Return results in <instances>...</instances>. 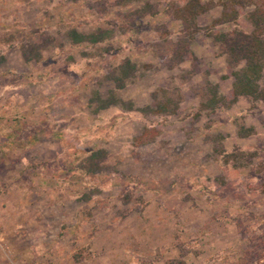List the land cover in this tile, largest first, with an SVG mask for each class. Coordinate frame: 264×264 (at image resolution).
<instances>
[{
    "label": "rangeland",
    "instance_id": "obj_1",
    "mask_svg": "<svg viewBox=\"0 0 264 264\" xmlns=\"http://www.w3.org/2000/svg\"><path fill=\"white\" fill-rule=\"evenodd\" d=\"M190 1L0 0V131L23 130L0 155L15 184L0 264H264L248 260L264 253V92L230 102L238 67L213 41L262 37L264 0H197L184 20ZM72 29L104 41L73 45Z\"/></svg>",
    "mask_w": 264,
    "mask_h": 264
},
{
    "label": "trees",
    "instance_id": "obj_2",
    "mask_svg": "<svg viewBox=\"0 0 264 264\" xmlns=\"http://www.w3.org/2000/svg\"><path fill=\"white\" fill-rule=\"evenodd\" d=\"M202 9V6H200V3L197 0H192L181 7L180 11L184 14L183 16L187 15L183 17L184 20H194V18L200 14L196 10L202 11ZM260 18L261 16L259 15L258 11H255L250 17L254 31L259 33L264 32V30H261V26L264 24ZM103 34L104 33L102 31H98V33H83L72 29L67 32V37L73 45H79L83 43L99 44L104 41ZM213 36V41L223 50V54H225L228 64L238 67L237 70L231 72L233 84L232 99L230 102H234L240 97H251L256 100L263 97L264 88L260 86L259 81L264 76V35L262 37L255 34L249 36L241 32L232 31L220 32L218 34H214ZM132 72L133 66L129 60H125L113 70L110 79L115 84V88L117 90H121L125 87V82L129 78V75H132ZM213 89L216 90V86L213 87ZM97 97L98 96L95 95V98ZM223 101L224 98L217 96V94L214 93L213 100L211 101L213 108L218 106ZM93 102L94 101L92 100L90 103L92 104ZM118 102L119 101L116 97V94L111 92L107 99L100 101L101 105L96 107V111L105 110ZM143 110L144 109H140V111ZM99 155L104 156V152H91L90 155L85 157L86 161H84L83 164H90V161L97 158L99 159L98 161H100L103 156L101 157ZM97 167L98 165L95 168L97 169ZM96 169L84 167L79 168L78 171L83 172L84 174H89L94 172ZM260 221L264 222V218L260 219ZM235 226L238 233L242 232L245 238H247V227L243 226L239 222H237ZM263 254L264 253L262 252L258 255L249 256L248 260L251 263L259 262L264 257Z\"/></svg>",
    "mask_w": 264,
    "mask_h": 264
},
{
    "label": "crops",
    "instance_id": "obj_3",
    "mask_svg": "<svg viewBox=\"0 0 264 264\" xmlns=\"http://www.w3.org/2000/svg\"><path fill=\"white\" fill-rule=\"evenodd\" d=\"M23 136V130H21V129H13L12 131H8V132H5V131H0V141L2 142V146H1V148L2 149H0V155H2L3 154V151H6V150H8V148L9 149H11V150H17L18 148H19V146H17L16 145V148L14 149V147L13 146H11L10 144H11V141L12 140H16V142L17 143H19V141L21 140V137ZM3 164V163H2ZM13 185H15V184H5V185H2L1 183H0V201H1V198L3 199V201L2 202H5V199H6V201L8 200V198L9 197H11V195L13 194L12 192H10L11 190L10 189H12V188H9L10 186H13ZM21 194V193H20ZM22 199H24V197L22 198ZM2 204V203H1ZM25 205V204H24ZM24 205H22V207H19L18 208V211H22V210H24L25 209V207H24ZM3 208H0V214H2V213H4V211L5 212H7V214L6 215H9V207L7 206V209L6 208H4V206H2ZM1 217V216H0ZM224 221H227V217H225L224 218ZM234 226V229H235V232L237 233V234H240V233H242V232H240V233H238V231H237V229H236V226L235 225H233ZM228 250L230 251L231 250V248L230 247H228ZM231 253V252H230ZM262 260H263V258L260 260V262H262ZM255 263V262H254ZM247 264V263H246Z\"/></svg>",
    "mask_w": 264,
    "mask_h": 264
}]
</instances>
